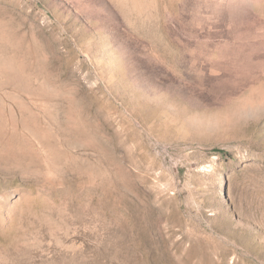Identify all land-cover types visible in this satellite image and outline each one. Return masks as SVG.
Instances as JSON below:
<instances>
[{
  "label": "rangeland",
  "instance_id": "obj_1",
  "mask_svg": "<svg viewBox=\"0 0 264 264\" xmlns=\"http://www.w3.org/2000/svg\"><path fill=\"white\" fill-rule=\"evenodd\" d=\"M0 264H264V0H0Z\"/></svg>",
  "mask_w": 264,
  "mask_h": 264
}]
</instances>
